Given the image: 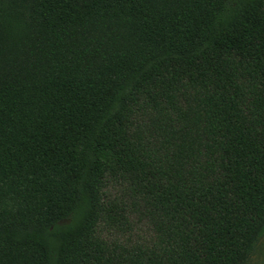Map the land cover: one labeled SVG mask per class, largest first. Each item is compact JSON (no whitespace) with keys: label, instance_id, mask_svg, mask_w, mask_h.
<instances>
[{"label":"trees","instance_id":"trees-1","mask_svg":"<svg viewBox=\"0 0 264 264\" xmlns=\"http://www.w3.org/2000/svg\"><path fill=\"white\" fill-rule=\"evenodd\" d=\"M264 230V0H0V264H249Z\"/></svg>","mask_w":264,"mask_h":264},{"label":"rangeland","instance_id":"rangeland-1","mask_svg":"<svg viewBox=\"0 0 264 264\" xmlns=\"http://www.w3.org/2000/svg\"><path fill=\"white\" fill-rule=\"evenodd\" d=\"M249 264H264V230L255 245Z\"/></svg>","mask_w":264,"mask_h":264}]
</instances>
